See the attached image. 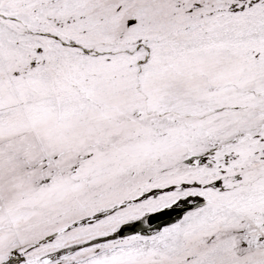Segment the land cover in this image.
<instances>
[{"label":"snow or ice","instance_id":"obj_1","mask_svg":"<svg viewBox=\"0 0 264 264\" xmlns=\"http://www.w3.org/2000/svg\"><path fill=\"white\" fill-rule=\"evenodd\" d=\"M0 264H264V0H0Z\"/></svg>","mask_w":264,"mask_h":264}]
</instances>
